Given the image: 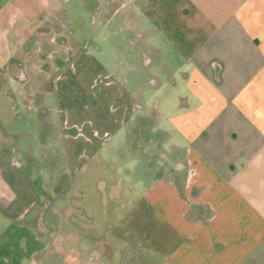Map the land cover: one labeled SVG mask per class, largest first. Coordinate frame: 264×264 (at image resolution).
<instances>
[{
  "label": "crops",
  "instance_id": "1",
  "mask_svg": "<svg viewBox=\"0 0 264 264\" xmlns=\"http://www.w3.org/2000/svg\"><path fill=\"white\" fill-rule=\"evenodd\" d=\"M140 102L172 152L121 176L112 155H138ZM45 106L67 109L72 153L55 231L78 257L62 263L7 168L30 146L23 111ZM122 129L128 145L109 143ZM100 173L111 200L87 187ZM0 264H264V0H0Z\"/></svg>",
  "mask_w": 264,
  "mask_h": 264
},
{
  "label": "rangeland",
  "instance_id": "2",
  "mask_svg": "<svg viewBox=\"0 0 264 264\" xmlns=\"http://www.w3.org/2000/svg\"><path fill=\"white\" fill-rule=\"evenodd\" d=\"M135 88L141 90L142 94V90L145 91L150 88V86H148V82L144 78L142 82H138L134 85V89ZM72 89H76V86H72ZM36 101L35 98L34 103H37ZM140 103L141 107L137 113L139 115L144 112V115H142L143 117H136L133 125V139L135 141V147L139 148L137 149L138 155H136V153H131V149L125 148L122 150L123 155L120 153L112 155L113 160L118 167V175L121 176L126 169H129L131 172L133 168L134 172H140L145 169L147 167L144 163L146 155L150 159V164H155L158 167H161L165 162L160 155L162 153L170 154L172 152L164 145L167 133H163L160 130L163 127L161 121L158 120L157 114L155 112H150L147 116V114H145V107H143L144 102ZM46 108V106L37 108L33 112L23 111V117L29 118L26 116L27 114H31L32 116V123L30 125H28L29 122H27V124L24 122L25 118H23L21 124L22 129H25L26 125H28L27 127L30 129V133L17 134L16 139L22 148L29 144L30 146L29 149H19L17 147L18 149H15L14 153L15 157L7 154V168L12 172H17L20 168L23 178V186H27L28 184L24 182V178H28L31 171H33V181L31 182V185L24 187V190L30 187L31 192L29 190L26 194L31 193L33 195V221L39 222V232L50 236V259L52 263H62L66 260H73L78 257V252L73 243L74 236L63 235L61 229L55 231L58 230V227L63 220V212L61 211V194L71 185V181L68 182L64 179L67 177L65 162L71 158L72 153L69 154L67 150H65L66 144L69 141L64 137V131L58 126L60 123L59 121H61V115L66 114L67 109L62 108L61 111L57 110L55 112L50 110L47 111ZM44 124L47 125L45 126ZM47 128H52L53 132H46L45 130ZM78 128L81 129V131L84 129L81 121L76 124L75 129L77 130ZM122 131L118 135L112 137L109 143L116 144L118 141H124L125 145H128L129 136L126 135L125 129H122ZM133 159H138L137 165L132 164ZM21 162L25 164L22 163L23 165L19 167ZM41 174H43L44 177L41 176ZM74 174L75 176L78 175L77 172ZM100 175L101 173L97 175V178L88 182L87 187L90 190V194L95 195L96 192V194L101 195L102 199L105 198L111 200L108 196V192L111 189L110 183L106 180L104 181ZM123 176L125 177V175ZM121 183L123 185L122 187H127L125 181H121ZM77 184L78 182H75L74 185L72 184V190L74 192L77 191ZM73 202L77 203V197L73 199ZM21 215L22 213L19 214V216ZM68 218L72 222L78 221V216L73 210L69 216L67 214L65 215V219ZM47 225L54 228L52 234L49 233L51 229L47 228Z\"/></svg>",
  "mask_w": 264,
  "mask_h": 264
}]
</instances>
